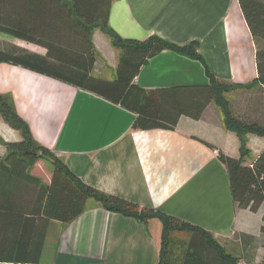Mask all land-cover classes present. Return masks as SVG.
Returning <instances> with one entry per match:
<instances>
[{"label":"crops","instance_id":"0c3cea01","mask_svg":"<svg viewBox=\"0 0 264 264\" xmlns=\"http://www.w3.org/2000/svg\"><path fill=\"white\" fill-rule=\"evenodd\" d=\"M108 23L127 39L158 35L179 45L198 40L220 80L244 85L258 77L257 46L264 47V41L257 45L239 0H113ZM35 37L37 41L0 36V41L7 44L4 48H24L65 73L116 78L119 52L103 28L95 27L91 37L96 52L92 69L88 36ZM134 82L156 89L208 84L210 79L201 60L164 50L141 67ZM249 92L251 100L258 95L264 111V90ZM0 93L13 95L34 138L85 184L200 226L227 247L235 243L238 253L249 255L262 238L264 204L254 212L234 202L219 150L240 157L241 136L226 127L215 101L200 119L182 115L174 130H139L132 127L136 113L121 104L8 62H0ZM251 104L245 100L243 105L249 110ZM20 137L0 113V156L8 142ZM245 137L249 152L244 163L250 164L264 149V136L248 132ZM39 201L27 179L13 177L0 164V264L159 263V218L143 222L90 198L71 222H44L33 211Z\"/></svg>","mask_w":264,"mask_h":264},{"label":"trees","instance_id":"16d2710c","mask_svg":"<svg viewBox=\"0 0 264 264\" xmlns=\"http://www.w3.org/2000/svg\"><path fill=\"white\" fill-rule=\"evenodd\" d=\"M239 1L258 45L264 41V1ZM112 2L0 0V32L26 41H37L35 36H88L91 48L88 55L89 69H92L96 52L91 37L94 28L101 27L112 37L119 52L115 79L92 73H65L50 68L29 56L28 50L14 45L5 48L0 46V62L47 74L121 104L136 113L133 129L174 130L182 115L200 119L207 106L215 101L223 112L226 127L241 136L240 157L219 150V157L228 170L234 202L241 208L258 211L264 204V149L254 162L245 164L244 157L249 152L245 134L253 132L264 136V124L237 116L225 93L232 88L264 90V47L257 46L258 77L253 82L241 85L220 80L213 75L202 56L198 40L179 45L158 35L145 40L121 37L108 23ZM164 50L201 60L210 82L156 89H146L134 82L141 67ZM0 113L7 123L22 134L21 140L6 144L7 151L4 156H0V164L13 177L22 178L23 182L27 179L29 187L33 186L40 200L33 211L44 222L56 219L69 223L85 211L87 201L93 198L105 209L133 216L143 222L153 217L161 220L162 246L158 264H264V257L260 262H252L254 259L243 261L244 258L227 248L225 242H220L200 226L161 211L141 207L133 201L85 184L71 172L62 158L34 138L29 125L17 111L13 95L0 93ZM179 234H183L182 237ZM244 236L241 235L243 242ZM261 236L264 241V225L261 227ZM33 259L39 262L40 257Z\"/></svg>","mask_w":264,"mask_h":264},{"label":"rangeland","instance_id":"374dc122","mask_svg":"<svg viewBox=\"0 0 264 264\" xmlns=\"http://www.w3.org/2000/svg\"><path fill=\"white\" fill-rule=\"evenodd\" d=\"M0 36H11V35L0 32ZM4 45H7V44L0 41V46H4ZM249 91H250V89L232 88L230 91L225 93V96L227 97V99L231 100L232 108L235 111L237 116L241 117L242 119H244L246 121H251V122L257 121L259 123H262L263 119H264L263 107H262L261 103L260 104L258 103L259 102L258 95H255V97H253L252 100H254L256 102V111L258 114L255 113V104L250 99L251 96H250ZM245 100L248 101V103H249V101H250V103H252L249 107V110L246 109L245 105H243ZM253 116H256V117H253ZM256 118H258V119H256ZM20 136H21L20 138L22 139L21 132H20ZM21 139H19V140H21ZM181 235H183V234H179V236H181ZM219 241L222 243L225 242V241H222L220 239H219ZM224 245L226 246L225 243H224ZM263 245H264V241L261 238L258 240V243L255 244L256 248L252 251H249L250 252L249 255H248V253H246V254L238 253L236 251L237 249L232 248V246L235 247V243L230 244L229 246H231V247H227V246L226 247L231 248L232 250H234L233 253L244 258L243 261H247V260L252 261V259H254V261H252V262H255V261L260 262L264 257ZM161 246H162V242L160 241V251H161Z\"/></svg>","mask_w":264,"mask_h":264},{"label":"built area","instance_id":"2783aa9c","mask_svg":"<svg viewBox=\"0 0 264 264\" xmlns=\"http://www.w3.org/2000/svg\"><path fill=\"white\" fill-rule=\"evenodd\" d=\"M216 152H218V151L216 150Z\"/></svg>","mask_w":264,"mask_h":264}]
</instances>
